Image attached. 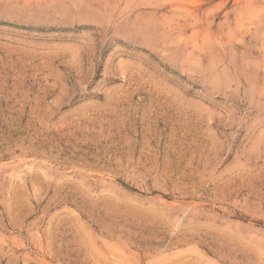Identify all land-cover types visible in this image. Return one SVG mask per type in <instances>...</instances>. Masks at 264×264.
Listing matches in <instances>:
<instances>
[{
  "label": "rangeland",
  "instance_id": "1",
  "mask_svg": "<svg viewBox=\"0 0 264 264\" xmlns=\"http://www.w3.org/2000/svg\"><path fill=\"white\" fill-rule=\"evenodd\" d=\"M0 264H264V0H0Z\"/></svg>",
  "mask_w": 264,
  "mask_h": 264
}]
</instances>
